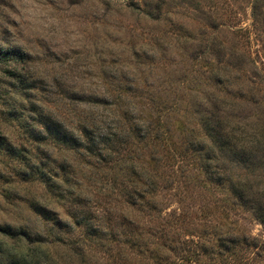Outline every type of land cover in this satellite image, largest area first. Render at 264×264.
I'll use <instances>...</instances> for the list:
<instances>
[{
    "label": "rangeland",
    "instance_id": "374dc122",
    "mask_svg": "<svg viewBox=\"0 0 264 264\" xmlns=\"http://www.w3.org/2000/svg\"><path fill=\"white\" fill-rule=\"evenodd\" d=\"M254 2L0 0V262L151 264L152 239L123 255V223L143 238L158 225L120 192L139 159L166 184L160 216L180 214V239L201 235L227 254L228 241L264 242V0ZM53 123L61 138L47 137ZM194 171L199 183L178 194L172 173ZM75 206L101 238L72 226Z\"/></svg>",
    "mask_w": 264,
    "mask_h": 264
},
{
    "label": "trees",
    "instance_id": "16d2710c",
    "mask_svg": "<svg viewBox=\"0 0 264 264\" xmlns=\"http://www.w3.org/2000/svg\"><path fill=\"white\" fill-rule=\"evenodd\" d=\"M256 1H261V0H255L253 8H255L257 4ZM45 129H46L45 131L47 133V137H50L52 139L61 138L60 135H62V133H60V129H62V126L59 123L57 124L53 123L49 127L45 126ZM71 138H72L71 142L74 141L73 137ZM61 142L67 144L62 140ZM146 143L147 142H145L144 140L145 147H146ZM0 145H3V143L2 144L0 143ZM5 149L6 148H4V150ZM9 151H10V155H16V148L12 149V147H10ZM176 157H181V155L177 154ZM21 160H22L21 163L24 165L25 168L31 169L32 164L30 158H27L26 156L23 155ZM177 160L180 161L179 169L180 171H182L181 170L182 166L185 167V165L182 164V162L184 163L186 162L183 159L181 160L177 159ZM145 164L146 161L139 159L136 165L138 171H136V173L130 172L131 175L125 173L126 174L125 176L127 177L125 179L126 184L123 183L124 185L122 186L120 192L124 199V202L127 204L128 209H130V206L133 207V209L136 206L137 207L135 208L136 210L146 213L148 211L150 213L149 215H151L152 210H154L156 214V216L154 217L155 218L154 223H157L158 225L155 227V229L151 231V233L148 232L149 237L143 238V236L141 237L139 236L141 235V232H139V234H134L135 231L134 229H132L133 222L131 220H129V222L127 223H123L122 224L123 227L124 226L127 227L124 229L123 233L121 232V235L124 237L122 243L125 245L123 248L124 251L123 255L125 257H129L130 254L132 255V249H134V247H138L137 243H139L140 240L137 241V239H146V240L152 239L154 243V248L151 249V255L153 257L150 254H146V256H142L143 260L146 259L151 264L152 263L153 264H264V242H260L257 238H251L253 240L252 243L250 242L251 244L249 243L248 239L236 240L235 242L228 241L230 244L228 249L232 250L231 254H227L229 250H226V252L224 253L215 251L212 248L208 250L205 242H209V240L204 239L203 236L201 235L200 236L193 235V237L187 239L184 238L180 239L178 233L182 229L181 225L183 224L180 214L176 215L173 213V218H172L173 220H166L165 217L160 216L161 210L159 208V202L156 199L157 197L156 192L158 189L160 190L166 189L167 186L165 183L161 184L163 180H161L162 178L158 176L157 170L152 171ZM172 176L176 177L175 182L177 185L176 189H178L177 190L178 194H182L181 191H183V189L184 192L186 191L185 181H189L190 183H192L193 186H195L196 183H199L198 182L199 178L196 171H194L192 179L190 177H186L183 175L178 176L175 173H172ZM37 177H38L37 180L40 184L45 183L46 186L52 189V185L49 183L48 178H46L43 175V173L40 172V174H38ZM145 177L146 180L148 178L147 181H145ZM28 178L32 179V176L28 175ZM205 181L209 182L210 178H208V180L206 179ZM129 182H132L133 184L129 186V184H127ZM169 182H171V184L173 185L174 180L171 181L169 180ZM148 184L150 186L152 185L154 189L148 190L147 188H145L148 187ZM179 185H181L182 189H179ZM57 197L59 198L60 196L58 195ZM132 198L135 199V202H130V199ZM31 207L33 211L36 212L38 215H40L44 221L49 222L52 226L58 227L59 229L62 228L61 220L58 218V216L53 215L50 210H47L46 208H43L38 204H32ZM130 210H131L130 212L133 213L132 208ZM180 210L181 209H179V211ZM67 215L69 217V222L72 224L73 227L85 228V230L86 229L88 230L86 232L89 236L98 239L101 238L98 236L99 234L98 226H93V223L88 224V222H90L94 218L87 219L86 222L80 221V219H83L82 216H84V214L78 209L77 206H75V208H73ZM168 216H171V214H168ZM262 225L264 226L263 221H262ZM144 232L146 231L144 230ZM5 233H6L5 235H9L10 237L14 236V233H10L9 231H6ZM201 238L203 239L202 243L200 241ZM112 240L115 241V238H113ZM146 247H148V245H146ZM248 247L252 248L253 250L251 254L245 253ZM154 249L156 250L155 251L156 253L152 254ZM207 252H209V254H206ZM0 256L2 257L5 256V252H2V250H0ZM6 256H7L6 258L7 262L1 261L0 263L30 264L29 261L27 260V257L23 255L6 254ZM229 258L232 259V261ZM113 261L114 260H112V262Z\"/></svg>",
    "mask_w": 264,
    "mask_h": 264
}]
</instances>
